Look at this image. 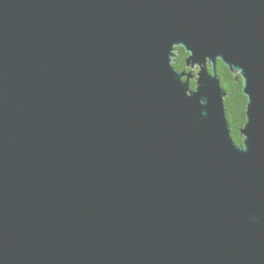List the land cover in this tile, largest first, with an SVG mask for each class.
Wrapping results in <instances>:
<instances>
[{
    "label": "water",
    "instance_id": "1",
    "mask_svg": "<svg viewBox=\"0 0 264 264\" xmlns=\"http://www.w3.org/2000/svg\"><path fill=\"white\" fill-rule=\"evenodd\" d=\"M0 264H264V0H0Z\"/></svg>",
    "mask_w": 264,
    "mask_h": 264
},
{
    "label": "clouds",
    "instance_id": "2",
    "mask_svg": "<svg viewBox=\"0 0 264 264\" xmlns=\"http://www.w3.org/2000/svg\"><path fill=\"white\" fill-rule=\"evenodd\" d=\"M225 15V13H222L221 19H223ZM185 60H187V63H185ZM224 61L226 60L219 54L210 56L207 52H202L199 56H194L192 49L181 41L171 44L170 54L167 57V66L174 73L171 79L174 81L178 79L180 85L186 86L183 91L185 98H191L192 94L198 91L197 89H199L200 84L199 86L197 85V80L199 79L200 81L201 79V70L206 69L209 76L218 74L221 76L222 80H225L230 91L229 102L231 103L234 99H238L240 102L239 110L236 113V120L233 122V135L231 139H228L234 148L241 152H245L248 150L246 144L247 135L244 131L243 134H240L236 126L239 125L240 128L245 129L244 105H249L250 96L248 94L244 96L240 89L246 87V76L242 67L228 63L231 66L229 69L225 66ZM199 104H205V99L203 97L199 99ZM193 118H196L195 115ZM248 123L249 120L247 121V124ZM196 127L201 128L202 125L197 123Z\"/></svg>",
    "mask_w": 264,
    "mask_h": 264
},
{
    "label": "trees",
    "instance_id": "3",
    "mask_svg": "<svg viewBox=\"0 0 264 264\" xmlns=\"http://www.w3.org/2000/svg\"><path fill=\"white\" fill-rule=\"evenodd\" d=\"M226 66V65H225ZM227 67V66H226ZM220 77V81H221V85L222 87L225 89L226 91V95H225V98H224V103H225V106L227 108V112H226V115H227V118L229 120V123H230V126H231V131H232V135H233V122L236 120V113L238 112L239 110V100L238 99H234L231 103L229 102V95H230V91H229V87L226 85L225 83V80H222L221 76L219 75ZM241 93L246 96L243 92H242V88L240 89ZM245 106L246 104L244 105V117H245V120H246V115H245ZM230 115H231V119H230ZM237 127V131H239L240 127L239 125L236 126Z\"/></svg>",
    "mask_w": 264,
    "mask_h": 264
}]
</instances>
